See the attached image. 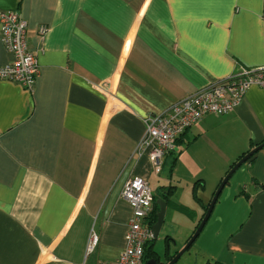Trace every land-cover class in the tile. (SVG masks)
Returning <instances> with one entry per match:
<instances>
[{
  "label": "crops",
  "instance_id": "0c3cea01",
  "mask_svg": "<svg viewBox=\"0 0 264 264\" xmlns=\"http://www.w3.org/2000/svg\"><path fill=\"white\" fill-rule=\"evenodd\" d=\"M5 10L26 18L39 76L32 90L0 80V264L116 260L132 215L122 190L135 176L167 202L164 250L150 246L173 258L224 177L264 143V88L192 125L159 172L135 154L144 118L264 66V0H0ZM12 58L0 24V65ZM175 264H264V146L232 173Z\"/></svg>",
  "mask_w": 264,
  "mask_h": 264
},
{
  "label": "built area",
  "instance_id": "2783aa9c",
  "mask_svg": "<svg viewBox=\"0 0 264 264\" xmlns=\"http://www.w3.org/2000/svg\"><path fill=\"white\" fill-rule=\"evenodd\" d=\"M2 41L12 54L11 62L0 65V80L16 82L32 90L39 76L36 54L27 43L28 22L18 10L0 11ZM40 27V35L47 32ZM253 86L264 88V66L242 67L228 76L197 90L174 102L164 112L144 118L145 133L135 154H148L156 172L162 167L165 154L176 147L177 139L206 114L231 112ZM122 197L130 204L132 215L127 231V245L113 261L97 264H143L146 244L153 238L149 216L154 206V194L149 182L140 176L128 179ZM98 236L92 232L87 252L93 250Z\"/></svg>",
  "mask_w": 264,
  "mask_h": 264
},
{
  "label": "water",
  "instance_id": "95a60500",
  "mask_svg": "<svg viewBox=\"0 0 264 264\" xmlns=\"http://www.w3.org/2000/svg\"><path fill=\"white\" fill-rule=\"evenodd\" d=\"M264 146L263 144H260L250 152H248L245 156H243L233 167L232 169L228 172V174L224 177L222 182L220 183L219 187L215 191L211 202L209 204V207L204 215V217L201 220V223L199 224L198 228L196 229L195 233L193 236L190 238V240L187 242V244L171 259L168 258V255L166 254H158L157 258H151L145 262V264H175L176 261L182 256V254L191 246L192 242L194 239L197 237L201 229L203 228L204 224L208 220L212 209L218 199V196L222 189L224 188L225 184L228 182L229 177L234 173V171L246 160H248L254 153H256L260 148ZM156 202L159 205V210L157 212V220L156 222L152 225V233H153V238H158L160 230L164 224L165 221V215H166V208H167V202L162 200V199H156ZM167 252V250H166Z\"/></svg>",
  "mask_w": 264,
  "mask_h": 264
},
{
  "label": "trees",
  "instance_id": "16d2710c",
  "mask_svg": "<svg viewBox=\"0 0 264 264\" xmlns=\"http://www.w3.org/2000/svg\"><path fill=\"white\" fill-rule=\"evenodd\" d=\"M154 206H153V210L152 213L149 216V223L152 226L156 220H157V212L159 210V206L156 203V196H154ZM151 239L145 246V251H144V256H143V262H146L147 260L153 258L155 256V258H157L158 254H156L155 250L152 249V245L150 246V243H152ZM156 254V255H155Z\"/></svg>",
  "mask_w": 264,
  "mask_h": 264
},
{
  "label": "rangeland",
  "instance_id": "374dc122",
  "mask_svg": "<svg viewBox=\"0 0 264 264\" xmlns=\"http://www.w3.org/2000/svg\"><path fill=\"white\" fill-rule=\"evenodd\" d=\"M151 187L153 188V185H152V184H151ZM212 189H213V188L209 187L207 193L211 195V193H212V191H213ZM215 191H216V189H215ZM155 243H156V246L159 245V249H160L161 251L164 250V245H163V243H160V242H159V239H156V240H155ZM160 246H161V248H160Z\"/></svg>",
  "mask_w": 264,
  "mask_h": 264
}]
</instances>
